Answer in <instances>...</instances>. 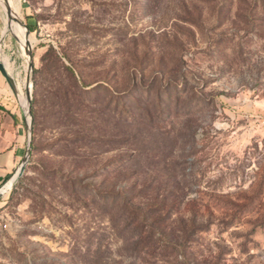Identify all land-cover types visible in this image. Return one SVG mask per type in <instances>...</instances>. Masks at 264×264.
Returning <instances> with one entry per match:
<instances>
[{
	"label": "rangeland",
	"instance_id": "rangeland-1",
	"mask_svg": "<svg viewBox=\"0 0 264 264\" xmlns=\"http://www.w3.org/2000/svg\"><path fill=\"white\" fill-rule=\"evenodd\" d=\"M14 2L32 137L0 264H264V0Z\"/></svg>",
	"mask_w": 264,
	"mask_h": 264
},
{
	"label": "crops",
	"instance_id": "crops-1",
	"mask_svg": "<svg viewBox=\"0 0 264 264\" xmlns=\"http://www.w3.org/2000/svg\"><path fill=\"white\" fill-rule=\"evenodd\" d=\"M0 48L6 43V37ZM11 59V58H10ZM9 59V61H10ZM0 64L5 72L9 74L6 62L1 59ZM14 84V83H13ZM12 85V84H11ZM12 91L6 78L0 72V180L10 178L19 168L26 151L27 119L22 105V95ZM0 181V183H1Z\"/></svg>",
	"mask_w": 264,
	"mask_h": 264
},
{
	"label": "water",
	"instance_id": "water-1",
	"mask_svg": "<svg viewBox=\"0 0 264 264\" xmlns=\"http://www.w3.org/2000/svg\"><path fill=\"white\" fill-rule=\"evenodd\" d=\"M5 1V0H4ZM6 14L10 13V9L8 6H6ZM8 16V15H7ZM13 21H15L16 23H18L24 30H25V34L26 37L28 36V34H30L29 30L27 29V26L22 23L16 15H14L12 17ZM31 46L28 44L27 50L25 52V57H26V79H25V86H24V90H25V97L27 100V104H28V109H27V113L29 116V122L27 121V139H26V151H25V155L23 157V160L19 166V168L17 169V171L15 172V174L12 176L10 183L8 184V186H6V184H4L2 187H0V196L3 195L4 193L9 192L13 186L16 184V182L19 180V178L22 176V174L24 173L25 167L29 162V156H30V150H31V137H32V120L30 118V107H29V103L31 101V87L29 88V84L30 83V74L32 72V54H31ZM0 72L4 75V77L6 78L10 88L12 89V91H15L14 88L11 85L10 82V77L9 75L5 72L3 66L0 64ZM12 80V79H11ZM14 83V82H13ZM6 186V187H5ZM5 190L4 192H1L2 189Z\"/></svg>",
	"mask_w": 264,
	"mask_h": 264
},
{
	"label": "bare ground",
	"instance_id": "bare-ground-1",
	"mask_svg": "<svg viewBox=\"0 0 264 264\" xmlns=\"http://www.w3.org/2000/svg\"><path fill=\"white\" fill-rule=\"evenodd\" d=\"M0 5H1V7H2V9H3V11H4L5 15H6V17H5V25H4V27L2 29V33H1V43H2L3 39L6 37L7 34H9L10 32L13 33L14 36L17 38V40L20 42L21 47H22V51H23V55H24L26 50H27L28 44L31 45L32 42L30 41V35L28 34V36L26 37L25 30L18 23L13 21V19H12V17L14 15H17L18 6H17L16 2H14V0H5V1L4 0H0ZM6 6H8L9 9H10V13L9 14H6V11H7ZM10 82H11L12 85H14L13 81L11 79H10ZM30 87H31V85L29 84V88ZM22 105H23V108H24V110L26 112L25 113L26 119L29 122V116H28V113H27L28 104L24 103L22 101ZM9 183H10V181L6 184V186H8ZM5 187H4V189L1 190V192H4Z\"/></svg>",
	"mask_w": 264,
	"mask_h": 264
},
{
	"label": "trees",
	"instance_id": "trees-1",
	"mask_svg": "<svg viewBox=\"0 0 264 264\" xmlns=\"http://www.w3.org/2000/svg\"><path fill=\"white\" fill-rule=\"evenodd\" d=\"M27 29L29 30V32H33V27L31 26V25H27ZM8 178H5V179H3L1 182H4V181H6Z\"/></svg>",
	"mask_w": 264,
	"mask_h": 264
}]
</instances>
